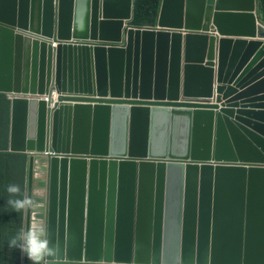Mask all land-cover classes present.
<instances>
[{
	"label": "water",
	"instance_id": "1",
	"mask_svg": "<svg viewBox=\"0 0 264 264\" xmlns=\"http://www.w3.org/2000/svg\"><path fill=\"white\" fill-rule=\"evenodd\" d=\"M134 2L0 0L8 151L30 160L24 260L41 156L37 264H264V223L242 221L264 211L242 196L264 177L256 0H161L152 30L131 27ZM53 90L55 109L27 97ZM231 175L241 196L219 208Z\"/></svg>",
	"mask_w": 264,
	"mask_h": 264
},
{
	"label": "trees",
	"instance_id": "2",
	"mask_svg": "<svg viewBox=\"0 0 264 264\" xmlns=\"http://www.w3.org/2000/svg\"><path fill=\"white\" fill-rule=\"evenodd\" d=\"M161 0H135L131 27L153 29ZM257 14L264 22V0H256ZM11 102L0 94V264H24L23 231L29 157L8 152ZM15 186L18 191H9Z\"/></svg>",
	"mask_w": 264,
	"mask_h": 264
},
{
	"label": "clouds",
	"instance_id": "3",
	"mask_svg": "<svg viewBox=\"0 0 264 264\" xmlns=\"http://www.w3.org/2000/svg\"><path fill=\"white\" fill-rule=\"evenodd\" d=\"M160 4H161V2H160ZM256 15H257L258 23H260L262 25V27H264V22L259 19L258 14H257V6H256ZM135 29H137V28H135ZM140 30H152V29H140ZM58 44H59L58 42L53 41V44L52 45L55 48V47L58 46ZM53 92H56L57 93L56 90H53L49 95H41V96H39V95H35V96L28 95L27 97L29 99H35L37 101H43V100L40 99L41 97H44V96L50 97ZM57 95H58V103H57V105L55 107L52 108L49 103H47L45 101H43V102H45L46 104H48V106H49L50 109H55V108H57L61 104L59 102L60 94L57 93ZM77 97L79 99H85L86 101L88 99H90L89 97H86V96H83V95H81V96L79 95ZM10 102H11V100H10ZM8 146H9V143H8ZM42 154L44 156H47V155H50V156H59V155H62V154H59L58 155L56 152H50V151L43 152ZM106 158H109V157L107 156ZM40 159H42L41 156L35 158V171H34V183L35 184H34V187H33L34 194H33V197H32V208H31V216H30V220L34 224H33V227L31 228L30 252H29V255H28V262H25V260H24V233H25V219H26V212H27V194H28V173H29V166H28V170H27V182H26V194H25V210H24L23 251H22V258H23L24 264H37L41 259H44V257H43V249L42 248L44 246V241H45L44 232H43V216H44V207L43 206L45 204V201H44V196H41L40 193H39V190L36 188V186L39 185L40 179L43 178V176H45V173L39 170V165H37V163H36V161H40ZM162 161H164V162H172V161H170L168 159H165V160H162ZM29 162H30V160H29ZM206 163H213V162L210 161V162H206ZM38 172L40 173V176L39 177H37V175H36ZM233 177L234 176H232V175L231 176H228V178H233ZM226 183H235V180H230V181H227ZM243 183H245L244 180H243ZM240 190H241V187H238V192H237L236 197L237 196H241ZM9 191H13L14 192V191H18V189L15 186H10L9 187ZM243 194H244V190L242 192V196H243ZM214 201L216 202V199L214 200V198L212 197V205H211L212 208H213ZM235 202L236 201L229 202L230 203L229 204L230 207H235L236 206L235 205ZM216 207H217V205H216ZM41 210H43L42 213L40 212ZM223 213H225V212H223ZM212 214H213V212H212ZM111 264H136V263H115V262H112Z\"/></svg>",
	"mask_w": 264,
	"mask_h": 264
},
{
	"label": "crops",
	"instance_id": "4",
	"mask_svg": "<svg viewBox=\"0 0 264 264\" xmlns=\"http://www.w3.org/2000/svg\"><path fill=\"white\" fill-rule=\"evenodd\" d=\"M259 171H262L260 174H264V168H259ZM37 177L40 176V173L38 172ZM36 177V178H37ZM226 181L235 180V178H224ZM243 180L245 181L244 187L246 188L243 200L246 201V194H247V187L250 192L248 195V202L250 203V208H256V210H264V177L258 176V177H251L248 176L243 177ZM248 181H251L249 185L247 186ZM221 190V196L217 198V204L220 208H229L231 201H236V195L238 192V185L235 183H223L220 186ZM261 204V205H256ZM214 215V213L212 214ZM218 217L224 218V222H232L233 219L231 216L233 214L231 213H216ZM246 215V214H245ZM250 221L253 223H264V211H254V213H249V217L244 216V213L242 214V221Z\"/></svg>",
	"mask_w": 264,
	"mask_h": 264
},
{
	"label": "built area",
	"instance_id": "5",
	"mask_svg": "<svg viewBox=\"0 0 264 264\" xmlns=\"http://www.w3.org/2000/svg\"><path fill=\"white\" fill-rule=\"evenodd\" d=\"M40 99L49 103L52 108L55 107L58 103V95L56 92H53L50 97L44 96V97H41Z\"/></svg>",
	"mask_w": 264,
	"mask_h": 264
}]
</instances>
